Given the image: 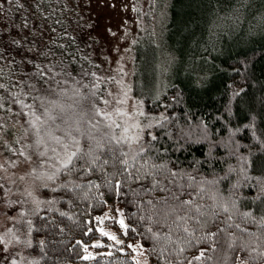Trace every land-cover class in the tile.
<instances>
[{
  "label": "trees",
  "instance_id": "16d2710c",
  "mask_svg": "<svg viewBox=\"0 0 264 264\" xmlns=\"http://www.w3.org/2000/svg\"><path fill=\"white\" fill-rule=\"evenodd\" d=\"M168 1L162 41L156 40L150 30H138L133 42L134 91L153 113H166L145 130L144 142L152 148L134 163L140 167L147 159L148 170L153 164L166 165L194 177L192 187L187 189L190 195L182 199H193L206 211H219V215L203 228L190 220V232L195 231L192 243L185 246L189 234L176 227L174 216L164 219V205H156L159 216L146 202L138 208L137 198L128 189H139L140 182L130 181L117 192L105 184L104 173H117L110 177L113 183L125 177L111 166L87 177L62 174L54 181H44L47 186L39 188L35 199L39 204L34 202L27 210L28 220L22 228V264H137L125 246L127 241L141 244L150 264H264L260 255L264 252V1ZM0 5V83L6 85L0 89L4 96L0 151L15 152L23 145L31 152L34 149L27 146L38 138L29 124L34 119L30 109L12 102V93H20L18 99L25 104L36 105L33 96L42 95L63 107V112L50 109L56 119L41 127V136L44 129L57 125H75L82 133L108 131L90 118L91 104L99 95L89 94L96 68L91 46L81 34L83 22L76 10L79 0H0ZM228 13L229 21L237 18L238 25L228 21L223 27L222 18ZM74 20L78 22L76 27ZM167 51L174 60L168 69ZM158 61L163 71L162 88L156 96ZM37 65L55 67L51 72L45 68L41 77L36 75ZM61 67L70 75L57 76L64 81L57 86L51 76ZM29 84L35 87L29 88ZM28 92L31 95L24 94ZM35 111L42 120L47 119L43 108ZM148 131L157 137L155 141L146 134ZM56 135L62 133L56 131ZM81 143L87 148L85 140ZM137 148L124 146L123 150L129 152L131 160ZM89 180L100 187H88ZM69 181L82 187L71 191L59 187L66 184L71 189ZM142 183L150 186L151 180ZM184 183L189 181L185 179ZM141 196L156 202L169 193L153 190ZM115 204L124 214L125 242L112 243L107 238L95 241L97 216ZM220 205H226L228 212L220 211ZM140 216L153 219L140 220ZM217 229L224 230L221 236H230L237 244H246L247 249L234 251L225 243L221 250L210 241L196 242ZM153 233H158L159 239H154ZM201 251L210 259H193ZM89 254L94 258H82Z\"/></svg>",
  "mask_w": 264,
  "mask_h": 264
},
{
  "label": "rangeland",
  "instance_id": "374dc122",
  "mask_svg": "<svg viewBox=\"0 0 264 264\" xmlns=\"http://www.w3.org/2000/svg\"><path fill=\"white\" fill-rule=\"evenodd\" d=\"M168 2V0H79L80 5L76 10L83 22L81 34L91 46L92 60L96 68V78L93 80L89 94L99 95L98 99L92 102L91 111L88 110L91 121L100 122L106 129L114 122L122 128L128 127L131 134L135 131L133 125L139 124L144 128L145 125L153 124L166 116L164 110L153 113L134 91L133 42L138 30L141 32L150 30L156 40L162 41L166 31ZM229 14H225L222 18L224 28L231 22L228 19ZM235 19L234 23L231 22L232 26L238 25L237 18ZM73 22L75 24L73 27H76L78 22L76 20ZM167 53L169 55L166 57L170 60L168 67L166 65L168 69L174 60L171 52L167 51ZM156 68L154 91L158 96L162 88L161 62H157ZM75 127L73 125V128ZM113 130L117 134L121 131L115 128ZM2 143L0 141V147ZM6 144L9 145V142ZM136 147L138 145L132 146V148ZM17 150L10 153L0 151V165H2L0 177L4 178L0 179V183L4 185L0 188V235H3L6 241L18 236L21 242L17 243L13 240L8 249L0 244V264H13V261L22 264L23 223L28 220L27 210L40 191L42 181L38 176L49 171L33 163L39 159L34 154V150L28 152L23 145L17 147ZM20 151L31 155L32 160H25V157L19 154ZM34 168L35 172H33ZM20 177L23 179L21 180ZM29 192L32 195H28ZM97 217L101 219H96L95 222L98 233L95 241L100 242L107 238L112 243H117L116 240L125 242L123 236L125 227L119 223L123 220L126 225L121 206L117 204L108 206ZM9 229H12L11 233ZM102 231L115 236L116 240L102 235ZM125 246L131 250V256L136 263L139 261V264H150L143 247L137 241H127Z\"/></svg>",
  "mask_w": 264,
  "mask_h": 264
},
{
  "label": "snow or ice",
  "instance_id": "6c2138e0",
  "mask_svg": "<svg viewBox=\"0 0 264 264\" xmlns=\"http://www.w3.org/2000/svg\"><path fill=\"white\" fill-rule=\"evenodd\" d=\"M2 7V5H0ZM22 7V5H21ZM59 22V21H57ZM55 31V29H53ZM60 47H64L60 45ZM31 63V61H29ZM38 71L36 73L37 76L44 75V69L47 68L49 72H51L52 67L47 65L36 66ZM70 75L67 73L66 69L61 67L59 72L54 73L51 76V79L55 81L56 85L59 86L64 81L57 80V76ZM35 86L29 84V88H34ZM6 85L0 83V89H5ZM25 95H31V92L24 93ZM15 99L12 101L14 103H19L23 108L30 109V115L34 117L33 120L29 121L30 126L36 130L37 139L34 144L28 145L27 147L34 149V154L39 157L37 161H33V163L37 164L39 167L49 168L48 172L40 174L38 179L42 181L41 187H46L47 184L43 183L44 181H54L58 176L62 174H67L71 176L72 174H79L84 177L91 176L96 172H104V169L108 166H111L117 169V172L124 176L123 180H116L114 183L110 179V177L116 175L117 173H104L106 176L105 184L110 188H115L117 192H122L125 184H128L130 181L140 182L142 186L139 189L129 187L128 191H130L136 199L137 206L139 208L141 203L146 202L151 205L153 212L156 216L160 215V211L156 209L157 204L164 205L163 217L167 220L169 217H175L173 223L179 229L182 227V230L185 233L189 234V239L185 242V246L192 243V236L195 230L190 232V227L188 222L193 220L196 224H198L201 228L206 227L210 223H213L215 218L219 215V211H206L203 205L195 204L193 199L184 200L182 197L184 195H190L187 191L188 188L192 187L194 183V177L190 175L186 177L185 174H181L176 171H172L167 168L166 165H151V170H148V160L145 159L144 163L140 165V167L135 166V161L139 159H143L147 152L152 148L150 143L146 144L144 142V134L146 129H150L152 125H145L144 128H141L139 124H135L132 128L135 130L130 134V129L128 127H121L119 124H109L107 126L108 131L95 133L88 132L82 133L79 127L73 128L71 125H67L66 127H61L57 125L55 129L48 128L44 129V135H40L41 127L46 125L49 120L55 121L56 117H54L50 109L59 108L61 112H63V107L61 105L56 104L55 101L48 99L47 96H33V100L37 101L36 105L25 104L22 100L18 99L20 93H12L11 94ZM4 100V96L0 95V107H3L2 101ZM43 108V115L47 117V119L42 120L40 115H37L35 109ZM107 116V114H104ZM66 123V122H65ZM39 125V127H38ZM121 129L119 134L113 129ZM93 129H96V125H93ZM56 131L62 133V135H56ZM151 137V140L155 141L157 139L156 136L152 135L150 131L146 133ZM85 140L87 142V148L82 146L81 140ZM6 143V142H5ZM133 145H138V148L135 152V155L132 156L131 160L129 159V152L124 151V146H127L129 149L132 148ZM41 148L43 150H41ZM21 156L25 157V160L31 161V155H26L24 151H20ZM150 159V157H149ZM2 167V165H0ZM143 170V171H142ZM36 169H33L35 172ZM167 173V174H165ZM0 179H4L0 177ZM22 180L23 177H20ZM185 179L189 181L186 185L184 183ZM151 180V185L142 183L143 181ZM72 185L71 189H68L66 184H62L59 187L67 189L71 191L72 189H79L82 187L80 184H74L72 181L68 182ZM88 187H97L100 185H95L91 180L88 182ZM4 185L0 183V188H3ZM153 190L165 191L169 193L167 198H164L160 201L153 202L151 200L145 201L144 197L141 196V193H144V196H147V193ZM52 191H57L56 188H52ZM28 195H32L31 192ZM39 204V201H34ZM46 203L51 204L54 201H46ZM220 211L228 212V207L226 205L219 206ZM51 210V209H49ZM119 211V210H118ZM183 211L185 214L180 215L179 213ZM63 215V213H62ZM245 216L250 215L249 213H245ZM96 219H101L97 217ZM140 220H152V216H140ZM232 219L231 215L228 216V220ZM154 222L159 223V220H155ZM261 222L264 223V217L261 218ZM122 227L127 229V226L124 225V221L120 220L119 222ZM28 224H31V221H28ZM237 227L239 225H229V227ZM19 230V229H18ZM134 230V229H133ZM10 233L12 229L8 230ZM31 231V228H29ZM91 231V229H89ZM148 231H152L151 228ZM223 229H217L215 233H205V235L201 236L196 242H205L210 241L217 244L219 249H223L225 243L229 249L234 251L238 250H246V244H237V241L230 236H221L223 233ZM88 233H85L87 235ZM102 235L108 236L109 239L116 240V237L110 235L107 232H101ZM127 234V232H125ZM154 239H159L158 233H153ZM15 242L19 243V237L14 236L13 239L5 240L3 235H0V244L4 246L5 249H8L9 245ZM117 243H121V241L116 240ZM28 246L31 247V243L27 242ZM94 247H99L100 245H93ZM131 247V245H129ZM180 251H184V248H181ZM111 253H108L110 255ZM261 256H264V252L260 253ZM83 259H93L90 254L82 257ZM205 258L210 259V257H206V253L201 251L200 254L193 259L197 261H203ZM13 264H16L13 261ZM139 264V261H137ZM191 264V261H189ZM243 264V261L241 262Z\"/></svg>",
  "mask_w": 264,
  "mask_h": 264
}]
</instances>
